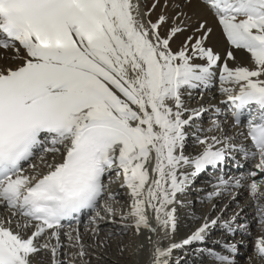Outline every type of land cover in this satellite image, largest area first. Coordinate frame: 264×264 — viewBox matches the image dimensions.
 I'll return each mask as SVG.
<instances>
[{
    "label": "snow or ice",
    "instance_id": "snow-or-ice-1",
    "mask_svg": "<svg viewBox=\"0 0 264 264\" xmlns=\"http://www.w3.org/2000/svg\"><path fill=\"white\" fill-rule=\"evenodd\" d=\"M200 2L230 48L249 54L251 67L221 64L205 46L212 33L206 22L174 51L191 17L174 3L173 16L162 10L151 19L158 6L169 8L168 0H153L144 11L140 0H0V208L15 219L14 227L0 219V264H43L42 254H50V264H91L78 227L63 233L75 249L64 258L65 223L79 225L88 215V230L98 236V221L115 223L118 211L119 234L131 230L135 238L119 246L121 254L146 250L143 264H181L174 253L207 244L212 229L250 235L246 219L237 223L243 208L226 217L228 206L212 203L225 194L235 200L241 188L255 202L261 233L248 264L253 257L264 264V0ZM226 59L235 60L233 51ZM216 69L227 97L221 103L237 126L248 117L240 135L250 146L233 143L218 119L204 128L205 109L185 107L183 92L209 88ZM189 139L202 146L198 154H185ZM237 153L253 167L225 178L229 161L243 167ZM208 170L220 173L204 197L212 206L177 243L178 207L188 208L180 196ZM113 176L126 190V209L113 207ZM198 250L212 264H235L238 253L223 239Z\"/></svg>",
    "mask_w": 264,
    "mask_h": 264
},
{
    "label": "bare ground",
    "instance_id": "bare-ground-1",
    "mask_svg": "<svg viewBox=\"0 0 264 264\" xmlns=\"http://www.w3.org/2000/svg\"><path fill=\"white\" fill-rule=\"evenodd\" d=\"M141 2V10H145V5L151 6L153 0H140ZM160 5L162 6L165 3V0H159ZM169 8L168 9H162V7H157L155 11L152 13L151 19L155 20L156 17L160 14L162 10L165 11V13L171 17L173 16L179 9H175L172 7V4L179 3L183 5L182 10L188 14L189 17H191L190 20L186 21L188 25V29L186 32L179 35L173 42H172V49L178 50L179 46L181 45L184 38L188 35H190L193 30L198 26L201 22H206L207 26L212 29V33L210 34L208 40L205 43V46L208 48H211L215 53H218L219 56H221V64H223L225 61L228 63L229 67L235 68L237 66L242 67H251L250 57L249 54L240 50L231 49L228 45V42L226 38L223 36V33L221 29L219 28L218 24L216 23L214 17L211 15L210 12L206 10L203 4L199 0H191V3L188 5L184 4V0H168ZM171 23V20L169 21ZM163 31V30H162ZM231 50L233 51V54L235 56V60H227V52ZM8 63H13L12 61H6ZM193 63L203 64L205 63L202 60H194ZM218 80V77L216 75V78L212 81V84L210 85L209 89H206L205 92L202 91V88L190 90L191 95L188 94V91H186L182 95V99L185 102V107L189 109H196V108H203L206 111L203 112V122H201L202 126L204 128L209 127V121L210 119H218L221 126L225 130L226 134L229 136L235 137L233 140V143L241 145L245 142L244 136L240 135L242 131L237 128L231 127L229 121L226 118H221L220 114L217 116L215 110H213L214 107H220V102L225 99L226 96H223L220 92V87L218 84H216V81ZM219 135V133H207V135ZM202 146H196L193 147V142L191 139L188 141V145L185 150L186 155H196L199 153ZM36 163H40L39 160H35ZM35 161H33L35 163ZM38 165V164H37ZM26 169L28 168L25 167ZM30 170V169H29ZM121 181L116 185V188L109 192V193H119V196L117 197L118 201L121 199L120 197H126L127 201H124L122 205V210L126 209L129 203V198L126 194V190L122 189L120 187ZM204 190L197 194V197L194 198V203L191 205L190 201L182 200L185 204L188 205V208L185 210L183 208L178 207V216H179V225H178V231L175 236V242L179 243L183 239L187 238L192 231L195 230L197 226H199L200 223H202V220L199 219L203 213H206L211 208V204H209L207 201L204 200V197L207 195L208 192L212 191V186H204ZM234 195L236 197L235 200H232L230 196L227 194L224 195L221 199H216L212 203L217 205V208L219 209L223 205H227V211L224 213L226 217H232L236 212H238L241 208L244 209V211L240 214L239 217H237V223H242L246 219L249 226H250V235L245 236L240 232L239 236L236 237H229V236H221L223 240L229 241L231 243H234L238 246V251L242 253V257L237 259L235 256V264H248V258L252 256L253 250L252 245L254 246L256 238L260 236V232L258 231V226L256 224V221L254 219L256 207L254 205L255 202H253L248 195V192L246 189H242L241 191L234 192ZM122 200V199H121ZM117 205V207H116ZM196 206H198L196 208ZM113 207L118 209L119 203L113 202ZM195 208V209H194ZM119 210V209H118ZM186 212L188 213L186 215ZM103 215V212H102ZM211 215L215 216L216 213L213 212ZM196 218H192V217ZM9 219L13 220V227L15 226V219L11 218L9 216ZM116 222L112 223L110 219H105V222L98 221L99 225V234L98 236H94L91 231L88 230V227H82L79 229L80 234L83 238V243L88 247V251L90 255L87 257V259L90 260L91 264H137V261L140 262V264H143L144 261H147L148 259V252L145 250L144 252L140 253L139 255H133L131 251H128L127 253L121 254L119 250V246L122 244H128L130 240L135 239L133 236V233L131 230L128 231L127 235H120L121 232V222L119 218V212L116 216ZM196 225V227H194ZM219 229V228H218ZM71 228H66L62 230V236L61 239L63 243L65 244V248L63 249L65 255V259L71 258V253L75 251V249L67 247L68 241L63 235L64 232H71ZM252 237V238H251ZM140 240H143V237L139 238ZM96 241L97 247L100 243L101 250L94 249L93 242ZM240 244L242 246H240ZM102 246V247H101ZM194 246V245H193ZM196 246V245H195ZM212 247V246H210ZM217 248V247H216ZM195 250H193V254L191 257H188V260L182 264H212L205 260L203 262H193V259L197 258L199 255H202L201 253H194ZM219 251V250H218ZM180 254V255H179ZM176 253L174 255V258H181L183 259L187 258L185 253ZM43 263L44 260H46V264H50V254L43 255ZM203 256V255H202ZM207 258V257H206ZM241 259V260H240ZM76 264H79V261L77 260ZM252 264H258V261L253 257Z\"/></svg>",
    "mask_w": 264,
    "mask_h": 264
},
{
    "label": "rangeland",
    "instance_id": "rangeland-1",
    "mask_svg": "<svg viewBox=\"0 0 264 264\" xmlns=\"http://www.w3.org/2000/svg\"><path fill=\"white\" fill-rule=\"evenodd\" d=\"M35 163H36V161H35ZM36 164L39 165L40 163H36ZM121 199H122V200H121ZM121 199L119 200V206H120V207L118 208L119 210H122L121 208H122V205H123V203H124V198L122 197ZM122 202H123V203H122ZM116 207H117V205H116ZM197 207H198V206H196V208H197ZM194 209H195V208H194ZM118 212H119V211H118ZM194 227H196V225H194ZM93 246H94V249L99 250V251L101 250V252H103V251H102V248L99 249V248H100V247H99V246H100V243L98 244V247H97V243H96V241H94V242H93ZM101 247H102V246H101ZM125 253H127V252H125ZM197 260H198V259H197ZM240 260H241V259H240ZM207 261H208V260H207ZM46 262H47V261L44 260V263H43V264H46ZM209 263H212V262H209ZM207 264H208V263H207ZM237 264H238V263H237Z\"/></svg>",
    "mask_w": 264,
    "mask_h": 264
}]
</instances>
